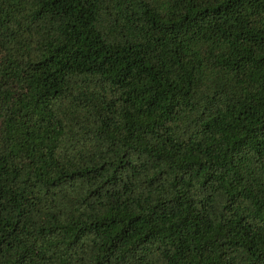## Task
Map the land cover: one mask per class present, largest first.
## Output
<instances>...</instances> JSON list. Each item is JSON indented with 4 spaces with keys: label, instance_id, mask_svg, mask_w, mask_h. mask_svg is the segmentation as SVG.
<instances>
[{
    "label": "trees",
    "instance_id": "obj_1",
    "mask_svg": "<svg viewBox=\"0 0 264 264\" xmlns=\"http://www.w3.org/2000/svg\"><path fill=\"white\" fill-rule=\"evenodd\" d=\"M0 264H264V0H0Z\"/></svg>",
    "mask_w": 264,
    "mask_h": 264
}]
</instances>
